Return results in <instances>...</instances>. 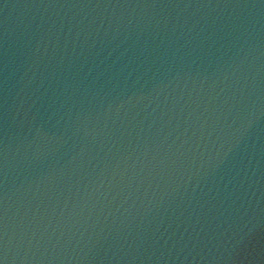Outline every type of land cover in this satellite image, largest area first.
<instances>
[{"label":"water","instance_id":"1","mask_svg":"<svg viewBox=\"0 0 264 264\" xmlns=\"http://www.w3.org/2000/svg\"><path fill=\"white\" fill-rule=\"evenodd\" d=\"M5 264H264V0H0Z\"/></svg>","mask_w":264,"mask_h":264},{"label":"snow or ice","instance_id":"2","mask_svg":"<svg viewBox=\"0 0 264 264\" xmlns=\"http://www.w3.org/2000/svg\"><path fill=\"white\" fill-rule=\"evenodd\" d=\"M0 264H5L3 259H0Z\"/></svg>","mask_w":264,"mask_h":264}]
</instances>
